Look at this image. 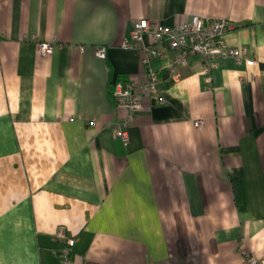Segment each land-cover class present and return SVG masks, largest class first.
<instances>
[{"label": "crops", "instance_id": "crops-1", "mask_svg": "<svg viewBox=\"0 0 264 264\" xmlns=\"http://www.w3.org/2000/svg\"><path fill=\"white\" fill-rule=\"evenodd\" d=\"M192 14L233 20L254 63L191 56L121 140L132 21ZM67 240L70 264H264V0H0V264H61Z\"/></svg>", "mask_w": 264, "mask_h": 264}, {"label": "built area", "instance_id": "built-area-1", "mask_svg": "<svg viewBox=\"0 0 264 264\" xmlns=\"http://www.w3.org/2000/svg\"><path fill=\"white\" fill-rule=\"evenodd\" d=\"M234 27L233 20L229 18H209L199 14H192L175 25L147 17L133 20L122 46L142 52L144 76L140 84L135 83L131 78L114 82L116 105L128 112L127 117L114 128V134L123 141L128 139L130 121L134 113L144 108L145 96L148 99L162 101L164 99L161 92L162 79L177 78L180 75L179 66L186 63L191 56L200 55L212 64L221 57H231L236 62L244 61L247 65L253 64L255 56L250 55L247 46L231 45L227 40V33ZM147 36L150 41H145ZM165 44L172 49L171 56ZM52 47L53 44L49 41L37 43L40 53H50ZM95 54L98 57H105L106 47L96 48ZM155 59H163L164 65L161 68H154L152 62ZM163 71L166 72L165 75L161 74ZM139 85L143 89L138 88ZM193 123L195 126H200L203 124V118L197 117ZM72 245L73 241L67 240L59 251L61 264L71 263ZM245 261L248 264H258L255 256L247 257Z\"/></svg>", "mask_w": 264, "mask_h": 264}]
</instances>
